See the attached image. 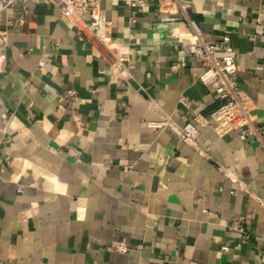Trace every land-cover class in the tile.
<instances>
[{
  "label": "crops",
  "instance_id": "0c3cea01",
  "mask_svg": "<svg viewBox=\"0 0 264 264\" xmlns=\"http://www.w3.org/2000/svg\"><path fill=\"white\" fill-rule=\"evenodd\" d=\"M166 1L103 0L96 23L55 2L1 17L0 264H264V150L214 131ZM186 1L209 41L228 34L264 125V0ZM162 119L197 135L146 125Z\"/></svg>",
  "mask_w": 264,
  "mask_h": 264
},
{
  "label": "built area",
  "instance_id": "2783aa9c",
  "mask_svg": "<svg viewBox=\"0 0 264 264\" xmlns=\"http://www.w3.org/2000/svg\"><path fill=\"white\" fill-rule=\"evenodd\" d=\"M103 0H0L1 17L12 8H21L28 3L48 2L60 4L65 12L76 17L89 16L94 23L101 22L97 15V8ZM130 9L147 7L149 3L159 4L161 0H114ZM164 4V3H163ZM166 5L177 9L182 14V21L186 23L192 32L191 40L181 42L182 56L179 65L184 66L186 59L195 58L201 62L202 72L197 77L198 81L206 87L216 101V107L210 112V118L214 122V131L219 135L237 132L240 140L250 139L255 141L264 150V125L257 124L252 115L251 106L246 98L240 94L237 86L235 54L230 44L228 34H224L219 40L211 42L194 26L187 8L186 0H167ZM161 6V5H160ZM6 43V31L0 23V56ZM70 97H74L73 91H68ZM152 128L167 126L179 139L189 140L195 138L197 131L191 123L181 127L173 125L166 119L157 122H147ZM264 207V206H263ZM116 251L125 253L127 246L122 241L115 242ZM221 250H225L222 247ZM264 253V245L262 246Z\"/></svg>",
  "mask_w": 264,
  "mask_h": 264
},
{
  "label": "water",
  "instance_id": "95a60500",
  "mask_svg": "<svg viewBox=\"0 0 264 264\" xmlns=\"http://www.w3.org/2000/svg\"><path fill=\"white\" fill-rule=\"evenodd\" d=\"M71 15H73V14H71ZM102 48V47H101ZM103 50H105V49H103Z\"/></svg>",
  "mask_w": 264,
  "mask_h": 264
}]
</instances>
